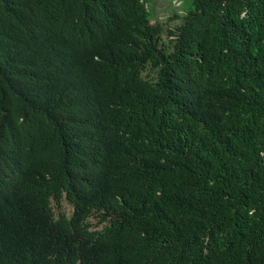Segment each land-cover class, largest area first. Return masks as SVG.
<instances>
[{
    "label": "trees",
    "instance_id": "obj_1",
    "mask_svg": "<svg viewBox=\"0 0 264 264\" xmlns=\"http://www.w3.org/2000/svg\"><path fill=\"white\" fill-rule=\"evenodd\" d=\"M184 1L0 0V264H264V0Z\"/></svg>",
    "mask_w": 264,
    "mask_h": 264
},
{
    "label": "rangeland",
    "instance_id": "obj_2",
    "mask_svg": "<svg viewBox=\"0 0 264 264\" xmlns=\"http://www.w3.org/2000/svg\"><path fill=\"white\" fill-rule=\"evenodd\" d=\"M185 3H187V1L184 0H149L151 8L150 23L161 25L163 29L162 46L167 52L171 50V44L167 39V31L175 28L181 23L185 15ZM61 208L66 215L69 216L71 214V206L65 200L62 201ZM90 223L94 226L96 219L91 218Z\"/></svg>",
    "mask_w": 264,
    "mask_h": 264
},
{
    "label": "bare ground",
    "instance_id": "obj_3",
    "mask_svg": "<svg viewBox=\"0 0 264 264\" xmlns=\"http://www.w3.org/2000/svg\"><path fill=\"white\" fill-rule=\"evenodd\" d=\"M214 46V45H213ZM212 47V46H211ZM219 47V46H218Z\"/></svg>",
    "mask_w": 264,
    "mask_h": 264
}]
</instances>
